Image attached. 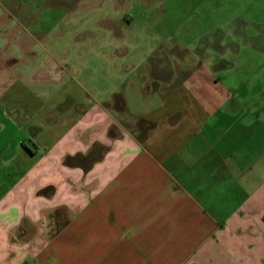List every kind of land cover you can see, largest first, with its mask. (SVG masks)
<instances>
[{
	"label": "crops",
	"instance_id": "obj_1",
	"mask_svg": "<svg viewBox=\"0 0 264 264\" xmlns=\"http://www.w3.org/2000/svg\"><path fill=\"white\" fill-rule=\"evenodd\" d=\"M3 53L0 264H264L256 77L110 60L109 91L70 63Z\"/></svg>",
	"mask_w": 264,
	"mask_h": 264
},
{
	"label": "rangeland",
	"instance_id": "obj_2",
	"mask_svg": "<svg viewBox=\"0 0 264 264\" xmlns=\"http://www.w3.org/2000/svg\"><path fill=\"white\" fill-rule=\"evenodd\" d=\"M0 20L2 60L70 63L74 73L96 74L101 89L119 85L116 60L122 72L164 65L183 73L208 61L227 86L264 90V0H0Z\"/></svg>",
	"mask_w": 264,
	"mask_h": 264
}]
</instances>
